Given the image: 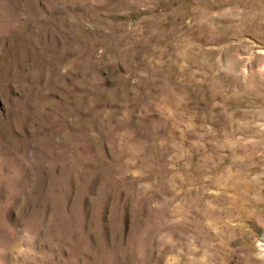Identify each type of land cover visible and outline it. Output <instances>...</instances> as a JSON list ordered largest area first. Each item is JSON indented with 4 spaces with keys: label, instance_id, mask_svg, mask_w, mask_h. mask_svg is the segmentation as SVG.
<instances>
[{
    "label": "rangeland",
    "instance_id": "374dc122",
    "mask_svg": "<svg viewBox=\"0 0 264 264\" xmlns=\"http://www.w3.org/2000/svg\"><path fill=\"white\" fill-rule=\"evenodd\" d=\"M0 264H264V0H0Z\"/></svg>",
    "mask_w": 264,
    "mask_h": 264
}]
</instances>
